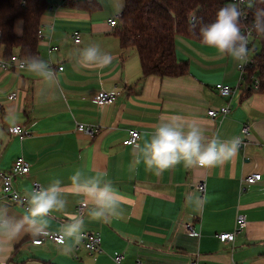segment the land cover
Returning a JSON list of instances; mask_svg holds the SVG:
<instances>
[{
	"label": "crops",
	"instance_id": "obj_1",
	"mask_svg": "<svg viewBox=\"0 0 264 264\" xmlns=\"http://www.w3.org/2000/svg\"><path fill=\"white\" fill-rule=\"evenodd\" d=\"M51 3L41 17L44 38L38 45L40 60L53 69V78H41L26 68H0V170H8L20 156L30 163L29 174L14 181L22 193L31 190L34 181L47 187L60 179L62 186L69 185L76 170L85 178L102 177L121 193L122 214L106 221L90 220L87 210L82 215L83 231L102 236L101 252L90 253L74 244L71 253L63 254L59 243L46 239L34 244L33 237L23 235L13 242L0 239V262L116 264L114 255L122 253L121 264H186L193 259L198 264H264V94L243 91L238 62L177 36L176 55L188 63V73L142 78L136 49L122 48L116 27L109 24L123 11L120 0ZM15 31L22 34L21 20ZM97 45L112 57L107 66L85 64L79 56L82 49ZM51 46L57 49L49 52ZM219 82L240 86L232 97H224L215 89ZM100 90L122 94L114 103L99 106L92 99ZM12 92L17 97L10 100ZM224 105L231 108L225 117L208 115V109ZM162 123L180 124L185 130L196 124L207 137L218 135L225 141L237 137L247 123L251 135L245 148L238 147L222 164L211 168L180 164L156 175L142 158L137 162L135 148L149 141ZM80 124L99 126L100 132L91 137L78 130ZM15 125L21 126L24 137L11 133ZM132 130L141 133L138 143L124 145ZM253 173H261L262 179L242 182ZM203 180L202 195L197 185ZM63 195L66 209L51 214L50 232L67 223L66 214H78L83 198ZM189 196L198 197L199 203H189ZM0 204L16 217L26 212L3 194L1 182ZM241 213L246 228L233 242H222L217 235L233 231ZM188 224L195 235L189 234Z\"/></svg>",
	"mask_w": 264,
	"mask_h": 264
},
{
	"label": "clouds",
	"instance_id": "obj_2",
	"mask_svg": "<svg viewBox=\"0 0 264 264\" xmlns=\"http://www.w3.org/2000/svg\"><path fill=\"white\" fill-rule=\"evenodd\" d=\"M264 2V0H261ZM256 0H231L216 12L215 20L205 24L203 18L192 11L187 16L188 31L198 34L201 42L214 49L221 57H229L241 67L247 63L249 34L241 30V23L247 17L245 8L253 9ZM124 0H120L122 11ZM255 16L264 17V8H256ZM85 64L99 63L107 66L111 55L103 53L99 46H88L79 53ZM26 70L44 79H52L54 72L47 62L31 59ZM185 126L173 123H162L152 134L151 139L141 147L137 145V162L140 158L146 169L159 175L162 172L182 164L185 168H211L230 159L238 150L239 140H221L218 135L209 138L205 130L196 124ZM70 184L62 186L60 179L53 180L47 187L32 188L23 196L27 205L26 212L20 217L9 214L6 204H0V239L8 242L18 240L23 235L33 238L57 236L62 245L63 254L72 252L74 244L82 239L84 218L78 214H66L67 223L58 232H50V220L53 212H64L68 201L64 193L82 197L80 203L87 207L90 220L106 221L122 214V196L111 181L99 176L84 177L76 170L69 177ZM189 203H199V198L189 196ZM91 206H88V205Z\"/></svg>",
	"mask_w": 264,
	"mask_h": 264
},
{
	"label": "trees",
	"instance_id": "obj_3",
	"mask_svg": "<svg viewBox=\"0 0 264 264\" xmlns=\"http://www.w3.org/2000/svg\"><path fill=\"white\" fill-rule=\"evenodd\" d=\"M78 0L64 2L75 4ZM229 0H126L115 34L122 48H135L140 59L142 78L158 76L178 78L189 71L188 63L176 55V37L183 36L201 42L198 34L188 31L190 12L203 18L205 24L215 20L216 12ZM52 0H0V53L9 59L14 52L20 56L40 60L38 30L42 15L52 5ZM264 8L256 0L255 9ZM258 20L259 39L255 42V66L248 68L243 91H254V78L260 82L256 90L264 94V17ZM23 22V32L18 35L15 25ZM244 25L242 21L240 27Z\"/></svg>",
	"mask_w": 264,
	"mask_h": 264
},
{
	"label": "built area",
	"instance_id": "obj_4",
	"mask_svg": "<svg viewBox=\"0 0 264 264\" xmlns=\"http://www.w3.org/2000/svg\"><path fill=\"white\" fill-rule=\"evenodd\" d=\"M62 3H64L66 0H61ZM231 2V0L228 1V3ZM253 11H255V5L253 9H247L244 10V15L247 17L244 21V25L241 27L242 32L245 34H249V44H248V57H247V63L243 65V67L240 66L238 63L237 67L240 72V79L239 83L244 82L245 76L247 73V69L255 66L256 59L254 56V52L256 50L255 48V42L259 39V33H258V20L254 18L252 15ZM122 13H119L115 16H113L109 20V24L112 27H117L119 24V20L121 18ZM38 38L43 39V29L39 28L38 30ZM75 42H80L79 32L75 31L74 33ZM57 47L51 46L49 48V52H52L53 50H56ZM28 59L26 57L20 56L18 52H14L12 56L9 59H5L1 53H0V68L2 69H11V68H17V69H25ZM53 67V66H52ZM260 85V82L257 78H254V89H258ZM240 85L237 87H233L231 85H228L223 82H219L215 84L216 91L224 97H232L238 90ZM122 94L120 90H100L93 96V102L99 106H103L105 104H112L114 103L118 97ZM17 97V92H12L9 95V99L13 100ZM231 111V108L229 105H224L219 108H210L208 109L207 113L210 117L213 119L217 117H225L228 115ZM78 130L81 132H85L91 137H94L96 134L100 132L99 126H92V125H85L80 124L78 125ZM11 133L14 135H18L20 137H24V132L22 131V128L20 125H15L11 128ZM251 135V127L249 124L244 123L239 131V134L236 138L239 140V148L244 149L247 143L249 142V136ZM141 133L138 130H132L129 133L128 138H126L123 141L124 145H136L140 139ZM30 172V163L23 157L20 156L12 163L11 167L8 170H0V182L3 194L10 199L14 204L20 205L25 211L27 205L23 202V196L25 193H22L18 191V189L14 185V181L17 177H22ZM262 179L261 173H253L251 175H248L245 177L242 182L243 183H255ZM41 187L40 183L38 181H34L32 183V188H39ZM31 188V189H32ZM197 189L199 192L203 195L206 191V182L200 181L197 185ZM245 189V187L243 188ZM87 210V207L79 204L77 207L78 214L82 216L85 211ZM247 226V219L244 214H238L236 217V225L233 231L231 232H222L219 233L217 236L222 242H233L235 240V237L237 234H239L241 231H243ZM187 229L190 235H195V231L193 230L191 225H187ZM46 239H50L51 241H54L58 243V237L57 236H49V237H37L32 239V242L34 244H42ZM77 248L83 246L86 250H88L90 253H97L101 252L102 249V236L97 232H89V231H83L82 239L80 240L79 244L76 245ZM114 261L116 264H121L123 261V254L122 253H116L114 255ZM0 264H6L5 262H0ZM138 264H142L141 262H138ZM186 264H198L197 259H193L189 261Z\"/></svg>",
	"mask_w": 264,
	"mask_h": 264
},
{
	"label": "water",
	"instance_id": "obj_5",
	"mask_svg": "<svg viewBox=\"0 0 264 264\" xmlns=\"http://www.w3.org/2000/svg\"><path fill=\"white\" fill-rule=\"evenodd\" d=\"M254 50H256V49H254Z\"/></svg>",
	"mask_w": 264,
	"mask_h": 264
}]
</instances>
